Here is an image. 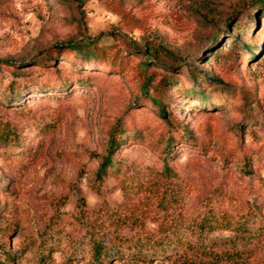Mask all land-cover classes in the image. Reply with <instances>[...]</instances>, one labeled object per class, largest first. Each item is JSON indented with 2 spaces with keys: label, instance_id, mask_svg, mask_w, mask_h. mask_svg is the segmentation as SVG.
Returning <instances> with one entry per match:
<instances>
[{
  "label": "rangeland",
  "instance_id": "rangeland-1",
  "mask_svg": "<svg viewBox=\"0 0 264 264\" xmlns=\"http://www.w3.org/2000/svg\"><path fill=\"white\" fill-rule=\"evenodd\" d=\"M90 40L121 62L53 50ZM0 61L1 264H91L84 224L101 218L124 236L177 224L196 245L186 228L210 208L248 215L257 235L248 260L215 264H264V0H0ZM12 82L25 94L12 98ZM118 120L117 163L96 180ZM204 236L222 246L235 233ZM183 252L111 249L106 264H207Z\"/></svg>",
  "mask_w": 264,
  "mask_h": 264
},
{
  "label": "trees",
  "instance_id": "trees-1",
  "mask_svg": "<svg viewBox=\"0 0 264 264\" xmlns=\"http://www.w3.org/2000/svg\"><path fill=\"white\" fill-rule=\"evenodd\" d=\"M258 1L259 0H256V2ZM245 47L247 48V46ZM53 50L58 51L59 54L67 52L69 55L64 56L66 59H69L70 55H74L82 62L81 64L86 66L91 63L97 65L101 62H105L109 64L110 68L114 69L121 62L120 52L113 51L111 45H99L94 40L56 45L53 47ZM50 55H52V52L47 50L39 56L42 57L41 61L46 62L54 60V58L49 57ZM144 55L143 53L142 57H144ZM6 62L10 63L9 61H3L2 63ZM17 77H22V75L18 74ZM191 77L207 78V76L200 75V73L191 74ZM163 79L166 81L167 79L173 78L171 76H165ZM144 82L147 86L150 83V79H146ZM88 83L90 82L85 80L83 84L82 82L80 84L88 85ZM10 87L9 91L12 93V98H17L25 94V87L21 88L20 85L15 86L13 82ZM207 87L199 91V100H211L213 98L214 95L212 93L205 94ZM192 91L197 94V90L193 89ZM53 96L57 95L54 94ZM221 97L222 95H220V98ZM152 102L156 105L158 112L163 115L165 113L164 104H162L160 100H153ZM122 132V123L118 120L108 132L104 154L100 157V161L94 172L96 180L101 181L110 173V169L115 167L117 163L115 162V156L119 151V146L123 144L122 139L119 137ZM183 135L187 139L190 138L187 133ZM173 145V138H167L165 142L166 154H168V151L171 150ZM164 172L165 178L170 176L171 171L167 166H165ZM160 187L166 189L168 185H166L165 182L164 185L159 186V188ZM250 221L249 216L245 215L241 217L240 220L234 222L230 214L210 208L209 212L203 214L186 228L192 236L197 238L196 243L198 244L196 245L183 238V233H181L182 228L177 224L163 223L154 231H149L143 228V226H138V228L134 227L130 229V231H133L131 236H124L121 234L120 230L129 226H120L118 221L114 220L110 222L105 218L94 219L84 224V237L91 247V264H106L108 251L111 249H115L116 257L125 255L124 252H126L128 256L134 255V257H141L144 260L145 258L168 257V253L175 251L177 246L180 249L183 248L185 251H189L190 257L197 256L200 259L203 258L204 263L215 264L220 262L248 260L253 255L254 251L251 244L254 239H256L257 235L253 227H251ZM215 230H231L235 233V236L222 242V246H218L216 242L206 241L204 236L205 233H211ZM51 237L53 236L51 235ZM1 247L3 246H0V248ZM184 253L186 252H183V259H187L190 262V257L185 258L186 256ZM4 254V260L11 259L8 251L5 250ZM42 257L44 256L42 255Z\"/></svg>",
  "mask_w": 264,
  "mask_h": 264
}]
</instances>
